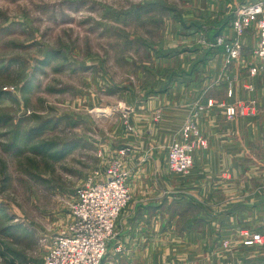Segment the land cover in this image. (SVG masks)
Instances as JSON below:
<instances>
[{"label":"rangeland","instance_id":"374dc122","mask_svg":"<svg viewBox=\"0 0 264 264\" xmlns=\"http://www.w3.org/2000/svg\"><path fill=\"white\" fill-rule=\"evenodd\" d=\"M214 2L0 0V264H39L52 239L71 222L76 192L88 181H103L113 162L118 161L126 173L127 204L129 184L137 173L135 178L189 176L193 159L187 173L168 168L173 142L161 151L136 143L140 123L132 114L181 78L191 76L197 86L205 85L207 61L222 51L217 40L223 42L214 38L220 24L204 17ZM194 20L198 22L190 23ZM231 27L238 34L233 23ZM247 30L257 33L254 24ZM255 51L258 62L252 68L255 73L250 69L252 75L264 73ZM208 101L212 102L205 101V108ZM237 104L255 111L253 102H221L226 121L246 118L227 117L226 109ZM213 106L212 102L207 108ZM195 114L180 132L182 140L184 127L192 123L204 141L193 153L207 147ZM154 154L162 169L157 174L151 169ZM240 165L235 177L244 183L245 194L236 199L241 205L234 208L235 213L242 209L240 215L219 207V198L226 201L231 194H215V206L207 216L201 201L185 191L174 194L184 198L167 203L165 212L181 214L174 222L168 216L166 228L155 247L144 252L141 264H257V252H264V216H257L264 210V200L257 202V191L264 184L257 183V174L264 177V154ZM213 190L218 193L216 186ZM127 204L114 222L115 236L106 246L102 264H108V247L115 241L116 222ZM110 261L120 264L118 259Z\"/></svg>","mask_w":264,"mask_h":264},{"label":"crops","instance_id":"0c3cea01","mask_svg":"<svg viewBox=\"0 0 264 264\" xmlns=\"http://www.w3.org/2000/svg\"><path fill=\"white\" fill-rule=\"evenodd\" d=\"M257 1L260 0H215L214 6L206 8L205 19L220 24L218 30L221 31L214 34V38L219 36L223 42L219 46L222 51L212 53L207 61L205 85L197 86L191 76L181 78L157 97L148 98L133 112L132 119L140 123L136 124V128L141 131L139 142L136 143L147 147L156 146L161 151L165 150L162 146L181 140L183 124L196 111L195 123L207 147L193 153V166L186 178L172 177L173 180L161 175L135 178L138 173L132 177L129 184L130 200L116 222L115 241L108 247V264L114 259H118L120 264L142 263L144 252L155 247L154 242L159 240L162 229L166 228L168 216L174 222L176 215L181 214L165 212L167 203L171 205L184 198H175L174 194H185L181 192L185 191L196 201H201L202 205L205 204L203 210L206 216L207 211H213L215 194L232 195V198L226 199L227 202L223 200L224 197L219 198L222 202L219 207L225 211L233 209L234 212L235 206L241 205V202L235 203L240 195L245 194L244 183L235 177L241 172L240 164L245 159L263 157L264 154V73L250 74V69L256 67L258 62L254 54L258 34L252 30L236 34L231 23L241 7ZM197 22L194 20L190 23ZM231 51H236L237 57L229 58ZM228 92L231 93L229 99ZM207 100H212L213 108L204 107ZM227 100L253 102L255 111L246 118L226 121L218 104ZM157 112L160 113V119L154 122L153 117ZM151 169L156 174V170L162 171L159 156L154 158ZM222 172H227L228 177L222 176ZM163 173L166 174V168ZM137 181H141V186H134ZM262 182L263 175L257 174V183ZM214 186L218 188V193L213 190ZM260 189L257 191V202L264 200V184L260 185ZM241 211L238 207L234 215H240ZM257 216L263 217L264 210L257 211ZM204 223L208 224L207 221ZM192 227L197 229L198 225ZM262 229L264 231V226ZM257 264H264V252H257Z\"/></svg>","mask_w":264,"mask_h":264},{"label":"built area","instance_id":"2783aa9c","mask_svg":"<svg viewBox=\"0 0 264 264\" xmlns=\"http://www.w3.org/2000/svg\"><path fill=\"white\" fill-rule=\"evenodd\" d=\"M238 34L254 24L259 36L256 54L260 67L264 69V1L242 7L232 22ZM218 45L222 40L218 39ZM231 57L236 53L230 52ZM255 73V69L251 70ZM212 102L208 101L207 107ZM236 106V107H235ZM226 109L228 118L235 115L253 114L250 106L235 105ZM204 146L192 123H187L180 142H173L168 149V168L176 173H187L192 165V153ZM126 173L121 171L118 161L106 168L104 180L97 183L88 181L75 194L71 209V222L67 229L52 239L51 247L46 251L39 264H102L108 242L114 238V222L128 201V192L124 180ZM257 243L261 244L259 236Z\"/></svg>","mask_w":264,"mask_h":264}]
</instances>
